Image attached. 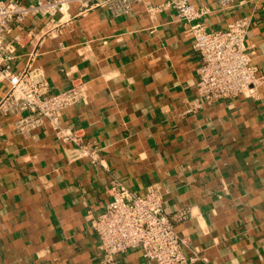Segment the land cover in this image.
Segmentation results:
<instances>
[{
    "label": "crops",
    "instance_id": "obj_1",
    "mask_svg": "<svg viewBox=\"0 0 264 264\" xmlns=\"http://www.w3.org/2000/svg\"><path fill=\"white\" fill-rule=\"evenodd\" d=\"M96 1H72L34 63L49 92L84 81V100L65 108L61 123L81 126L101 162L68 161L45 119L20 130L26 111L0 116V264H101L86 213L104 209L116 179L139 193L152 185L163 192L164 211L195 257L182 264H264V81L257 97L187 111L200 58L174 9L141 0L115 15ZM191 1L211 8L202 18L209 29L247 17L244 43L264 73V0L229 10ZM27 52L17 49L15 68ZM5 88L0 82V97ZM114 264L155 263L136 247Z\"/></svg>",
    "mask_w": 264,
    "mask_h": 264
},
{
    "label": "built area",
    "instance_id": "obj_2",
    "mask_svg": "<svg viewBox=\"0 0 264 264\" xmlns=\"http://www.w3.org/2000/svg\"><path fill=\"white\" fill-rule=\"evenodd\" d=\"M72 1L87 5L90 0H0V82L6 83L0 97V116L14 110L26 111L17 121L20 130L32 119H45L63 143L68 161L100 163L101 147L96 141L85 139L81 126L61 123L63 110L84 100V81L75 80L64 89L49 92L42 68L34 63L42 40L60 30ZM139 1L97 0L95 5L118 15L131 11ZM216 2L219 10H229L239 0ZM164 5L174 9L200 58L196 97L187 111L218 99L258 96L264 73L251 62V51L244 43L247 17H237L224 28L209 29L202 21L211 11L209 6L196 5L191 0H165ZM22 47L28 48L26 60L21 68H15L13 60ZM106 191L110 198L104 209H88L86 213L96 235L101 264H114L117 254L136 247L155 264H182L195 259L184 251L187 238L176 231L173 218L165 213L164 195L158 187L148 186L139 193L116 179ZM185 216L184 210L177 214V218Z\"/></svg>",
    "mask_w": 264,
    "mask_h": 264
}]
</instances>
